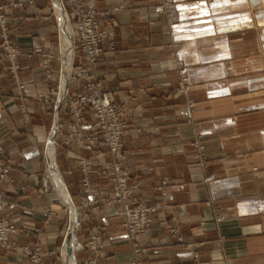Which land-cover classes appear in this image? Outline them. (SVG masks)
<instances>
[{
  "label": "crops",
  "instance_id": "0c3cea01",
  "mask_svg": "<svg viewBox=\"0 0 264 264\" xmlns=\"http://www.w3.org/2000/svg\"><path fill=\"white\" fill-rule=\"evenodd\" d=\"M171 1L172 22L156 10L158 0H124L121 9L118 0H98L113 11L105 22L116 49L104 54L97 71L129 123L125 157L133 168L132 185L146 201L160 200L169 208L155 215L143 264H264V0ZM47 3L38 4L44 14L51 13ZM36 10L16 9L11 19L21 49L23 91L31 96L26 122L18 110L17 85L7 74L0 77V145L12 167L2 186L7 214L17 227L14 246L1 248L0 264H86L93 258L96 264H133L116 207L91 211L78 226L77 205L86 194L79 159L90 168L93 146L81 142L57 149L54 129L55 167L48 155L44 170L42 151L50 145L45 143L52 121L35 95L56 84L47 78L41 53L45 46L53 48L54 23L37 20ZM59 18L57 11L61 36ZM60 45L65 89L73 50L64 53L62 36ZM52 64L57 72V58ZM199 139L206 144L205 160L194 144ZM93 174L96 187L107 191V179ZM165 179L169 184L159 190ZM69 212L73 254L64 243ZM94 224L106 226L103 235L110 242L97 254L88 244ZM169 225L179 226L185 243ZM27 244L40 247L41 262L26 254Z\"/></svg>",
  "mask_w": 264,
  "mask_h": 264
},
{
  "label": "rangeland",
  "instance_id": "374dc122",
  "mask_svg": "<svg viewBox=\"0 0 264 264\" xmlns=\"http://www.w3.org/2000/svg\"><path fill=\"white\" fill-rule=\"evenodd\" d=\"M39 0L36 5L33 4H27L24 5L22 7H10L6 12H7V16H8V23H9V27H10V41L11 43H13V46L16 48V62L19 65V84L16 82V79H14L13 77V73L11 71V67L8 64H0V77H4L5 74L9 75L10 78L15 82V84L17 85V89H18V94H17V98L20 100V104L18 105V110L21 112V120L23 121H27L29 120L30 117V106H29V102L31 100V96L27 95L24 93V89L26 87L25 82H22L20 79V71L22 68V65L20 63L19 60V56L21 54V49L20 46L17 42V39L15 37V32H13V25H12V21L11 19L12 17V13L13 11H15L16 9H21V8H25V7H35L37 10V13L39 17H37V20H42V19H48L43 20V24L45 25H51L52 23H54V27L52 28L51 32H49V35L51 34L50 37H53L52 39V44H53V48L51 47H47L45 46V48L41 51V53L45 56V67L47 68V70H49V74L47 75V78L50 80H54L56 82V84L52 85L49 89L48 93H44V92H37L35 95V98L42 102V104L44 105V109L49 112L51 114V127L49 129V132L47 135H49L51 132V129L55 128L57 125H59L61 132L62 133H58L56 138V141L59 140L61 136H63V140L61 142H58V144L56 145V148H59V144L63 145V147H69L73 144H77V143H81V142H87L90 145L93 146V155L91 156V158L89 159V163H90V168L85 167V163L83 159H79L80 163L83 164L82 166V170L84 173V177L82 180V184L83 187L85 188V192L86 194L84 196L81 197V203L77 206H79V213H80V218H79V224L78 226L84 222V220L88 217H90V212L91 211H100L103 207H116L117 209V214L120 217L121 221H120V225L125 229V231L127 232V239L130 242L131 245V249H132V258H133V264L136 263V257H135V250L137 249L140 252V257H139V262L137 264H143L144 262V258L147 256V254L149 253V246H148V240H149V235L151 233V229L154 227L155 224V215L156 213L160 210H164V211H168V206L160 200H156V201H146L144 198H142L141 196H139L138 194V186L137 185H132V166L127 162L126 157H125V136L127 134L128 128H129V123L125 118L124 112H123V107L121 106V104L117 103L113 96L112 93L107 90L104 87V78L101 77L98 74V67L101 63V61H103L102 59L104 58V54L107 51H114L116 49V43L113 39L112 36H109V28L106 25V20L105 18H108L111 13L113 12L110 8H101L98 5V0H90L92 2H94L95 8L98 11V14L96 16L97 20H98V26H97V30L102 33L104 30L108 33L107 39H106V43H104L100 50L102 51V54L100 56H98L96 58V66H95V70H93V72L95 73V77L92 78V81L89 82L86 78L85 75H81L83 73L80 74V69L79 68H84L87 71H90L88 68V60L86 59L84 53H83V49L80 48L79 50H77L78 54L77 55V59L75 61L74 64H72L73 66L70 67V72L69 74V78L70 75L72 73L73 76H75L77 78L76 82L71 80L69 87H66L63 91L64 93L66 92V89L68 88V95L70 98L74 97L75 99H82L84 98V96H90L92 95V93L94 92L93 89L89 86L90 84H95V86H97L99 88V90H101L102 94H109V96H111L113 105L118 107L121 112H122V121L123 123H125L126 127H125V131L124 134L122 136L121 139V153H117V154H113L111 153V148L110 145L103 140L104 137V128L101 125V122H98V119L96 117V113H94V108L90 105V104H86L84 105V110H83V115H82V121L80 122V127H76V130L78 129L79 132L82 135V140H70L69 143L65 142V137L70 135L72 133V130H74V126H78L77 123H75V114H74V109L72 108V106H70L67 103H64V101L62 102V100H57V95H58V86H59V78H61L60 80H62L63 76H62V72L64 69V60H62L59 51L61 50V36H60V31H59V23L56 22V17H57V11H55V9L52 6V2L54 0H48L49 4L48 6L45 7H49V10L51 11V13L48 14H44V11H46V8H41L40 6H38V4L40 3ZM56 2V1H55ZM89 2V1H88ZM119 2V9H121L120 7H124V0H118ZM170 3L169 7H165L166 3ZM1 4L7 5L8 4V0H1L0 1ZM172 5V1L171 0H158V3L156 5V10L158 11V13L160 15H164L166 17H169L170 22H172V19L170 18V8ZM56 6V3H55ZM107 12V17H103L101 14ZM14 19V18H13ZM31 20H36V17L34 18H30ZM53 20V21H52ZM58 20V19H57ZM52 21V23H51ZM59 21V20H58ZM72 34V32H71ZM73 36V34H72ZM0 40H1V27H0ZM2 44H0V51L2 49ZM77 47V45H76ZM71 50V49H70ZM73 50V48H72ZM66 52V50L64 51V53ZM65 56V55H64ZM81 57V58H80ZM57 58L58 60V69L57 72H55V69L53 67L52 61ZM66 61V60H65ZM61 72V73H60ZM68 78V80H69ZM20 84L23 85L22 88H20ZM67 86V85H66ZM62 91V92H63ZM39 93H43L44 97L43 99L41 97H39ZM2 96L1 93V89H0V98ZM64 96V95H63ZM82 103V102H81ZM61 104V105H59ZM83 104V103H82ZM80 105L77 104L76 107H79ZM59 108V110H58ZM80 109V108H79ZM0 110H2V105L0 104ZM79 122V121H77ZM140 130V129H138ZM51 135V134H50ZM92 137H96L97 139H90ZM194 144L198 146L199 148V155L198 157L202 159H206L205 156V148H206V144L204 140H197L194 141ZM49 155V153H48ZM101 155H103L102 158ZM0 158L5 160L6 163L9 165L10 167V171L7 175V177H5L4 179H1L0 181V189L1 191L4 193V197H5V191L3 189L2 186V181H4L5 179H8L10 177V173L12 170L11 164L8 161V159L5 157L4 155V147L2 145H0ZM42 158H43V162H44V170L46 171L48 169L47 166V158L45 155V151L43 149L42 151ZM206 162V161H205ZM118 163L121 165V168L123 169V174H124V185H126V189L125 191L128 192L127 197L125 199L126 203L128 205H130L132 207L133 210H137L139 208H143L146 210V212L149 213V223L150 226L147 228V235L145 234H141L139 238H137L136 241L132 242L130 240V236H129V229L127 228V220L128 218L124 215V205L123 202L121 200H119L116 196L115 193V189L117 188L115 186V179L116 176L114 177V175L112 174V172H110L109 167L106 166H110L111 164H115ZM93 168V169H92ZM48 171V170H47ZM98 172V174H100L101 177H103L104 179H107L108 181V185H109V189L107 191H102L99 187H96V185L93 183L92 181V176L94 175L93 173ZM87 178V179H86ZM68 179H70L68 177ZM88 180V181H86ZM89 183V186H88ZM169 181L168 180H162L161 184L158 186L159 190H162L164 186L168 185ZM94 198H99L100 200L94 201ZM206 205L212 207L216 213V218L220 219L222 218V213L219 210L217 204H213L212 200H208L206 201ZM80 207L83 209V211L81 212ZM70 208V207H69ZM70 211V210H69ZM75 212L72 211V215L73 213L76 216V210H74ZM70 214L71 212H69V214L67 215V220H66V225L63 229L64 232H66L67 230H69V228L71 227V222H70ZM10 218V217H9ZM77 218V216H76ZM11 220V219H10ZM12 223V221H11ZM13 224V223H12ZM15 231L14 233L17 231V227L13 224ZM77 226V227H78ZM169 230L172 234L176 235V239L179 242L185 243V238L183 237V235L180 233L179 231V226L178 225H169ZM93 228L90 229L88 237H89V247L95 252V254L100 253L105 246L109 245L110 242L107 241L104 238L103 235V231L106 229V226H102L99 227V225L94 224L92 226ZM63 232V233H64ZM13 233V234H14ZM11 235V239L10 242L12 240V236ZM129 236V237H128ZM148 239V240H146ZM146 240V241H145ZM65 245L67 247V237L65 239ZM193 243H187L186 247L188 249H190L192 247ZM14 245L11 242L10 247H3L0 246V255H1V248H6V249H10L12 248ZM193 248V247H192ZM23 249L25 250L26 254L29 255V257L31 258L32 261L35 262H41V253L40 251V247L39 246H35L34 248H31V246L29 244H27L26 246L23 247ZM193 260L198 262L200 260V256H199V252L197 250H193ZM95 259H89L88 263L86 264H96Z\"/></svg>",
  "mask_w": 264,
  "mask_h": 264
},
{
  "label": "built area",
  "instance_id": "2783aa9c",
  "mask_svg": "<svg viewBox=\"0 0 264 264\" xmlns=\"http://www.w3.org/2000/svg\"><path fill=\"white\" fill-rule=\"evenodd\" d=\"M1 1V0H0ZM39 0H8V4L4 5L0 3V27H1V40L0 44H2V49L0 51V64H8L13 73L14 79L16 82H19V65L16 62V48L13 46V43L10 41V27L8 23L7 10L10 7H22L27 4L36 5ZM63 5V10L65 13V17L72 29L73 34V61L72 64L75 63L77 59V55H79L77 50L80 48L83 49V53L88 60V68L90 71L85 70L84 68H79L80 74L85 75L89 82L92 81V78L95 77L96 66V58L102 54L100 50L101 46L106 43V39L108 33L104 30L100 33L97 30L98 20L96 18L98 11L95 8L94 2L90 0H58ZM89 1V2H88ZM169 2L166 3L165 7H169ZM52 6L56 11L55 0L52 2ZM107 12L102 13L101 15L105 18L107 17ZM77 45V47H76ZM81 58V57H80ZM73 66V65H71ZM61 73V72H60ZM63 76V72L61 73ZM59 78V86H58V95L57 100H62L64 103L69 104L72 108H75V123L78 126H74V130L72 133L65 137V142L69 143L70 140H82V135L79 130H76V127H80V122L82 121V115L84 110V105L90 104L94 108V113H96V117L98 122H101L102 127L104 128V137L105 140L111 148V153L114 155L117 153H121V139L125 131V123L122 121V112L121 110L113 105L111 96L109 94H102L101 90L95 84H90L89 86L93 89V93L90 96H84V98L75 99L74 97L70 98L68 95L69 89H66L64 93V89H62L61 84L62 80ZM71 80L75 81L77 78L75 76L70 75L68 80V84L66 87H69ZM17 82V83H18ZM19 84V83H18ZM23 85L20 84V88ZM63 91V92H62ZM64 95V96H63ZM39 97L43 99L44 94L39 93ZM83 104H82V103ZM79 104V107H76ZM61 105V104H59ZM80 108V109H79ZM79 121V122H77ZM54 129V128H53ZM58 133H62L59 125L56 126L54 132V143L55 146L58 144L56 141V136ZM51 134V133H50ZM50 134L48 136H50ZM90 139H97L96 137H92ZM50 139L46 140V144H48ZM46 149L44 148V151ZM46 155V151H45ZM47 158V157H46ZM109 167L110 172L116 176L115 179V189L116 196L119 200L123 202L124 215L128 218L127 220V228L129 229V236L132 242L136 241L137 238L142 234L147 235V228L150 226L149 223V213L146 212L145 209L139 208L137 210H133L130 205H128L125 201L128 192L125 191L126 185H124V174L121 165L118 163L111 164ZM10 171L9 165L5 160L0 158V181L7 177ZM87 179V178H86ZM88 181V180H86ZM89 182V181H88ZM89 186V183H88ZM99 201V198H94V201ZM9 206L8 200L4 197V193L0 189V246L10 247L11 235L14 233L15 228L11 223V220L7 214V208ZM128 236V237H129ZM136 263L139 262L140 252L135 250ZM88 263V262H87Z\"/></svg>",
  "mask_w": 264,
  "mask_h": 264
},
{
  "label": "bare ground",
  "instance_id": "6f19581e",
  "mask_svg": "<svg viewBox=\"0 0 264 264\" xmlns=\"http://www.w3.org/2000/svg\"><path fill=\"white\" fill-rule=\"evenodd\" d=\"M55 1H56L55 2L56 3V6L55 7H56V9L58 11V15L60 17L59 19L61 20V25L60 26H61V33H62L61 36H62L63 48H64V51L65 50L66 51H69L70 49H72V46H73L72 45L73 44V36L71 34L72 31H71L70 25H69V23H68V21H67V19L65 17V13H64V10H63V5L61 4L60 1H58V0H55ZM71 60H72L71 57H67V63L70 61L69 67H68L69 72H70ZM64 75H65V73H64V69H63V76ZM68 78H69V76H68ZM62 80H63V78H62ZM61 87H62V84H61ZM54 129H52L51 135L49 136V139H50V145L49 146L50 147L48 146L49 147V161H50V163H51L52 166H54V152H53V145H52L53 143H52L51 137H52V134L54 132ZM48 147H47V150H46V152H47L46 153V156L47 157H48ZM65 188L63 189V191H64L65 195L68 196V192H67V190ZM75 223H76L75 214L73 213V215H72V225L74 226ZM74 244H75V238H74V235H73V227H71L70 228V231H69V234L67 235V247H69V249L71 250L70 253L73 252V246H74Z\"/></svg>",
  "mask_w": 264,
  "mask_h": 264
},
{
  "label": "snow or ice",
  "instance_id": "6c2138e0",
  "mask_svg": "<svg viewBox=\"0 0 264 264\" xmlns=\"http://www.w3.org/2000/svg\"><path fill=\"white\" fill-rule=\"evenodd\" d=\"M237 2H243V0H237Z\"/></svg>",
  "mask_w": 264,
  "mask_h": 264
}]
</instances>
